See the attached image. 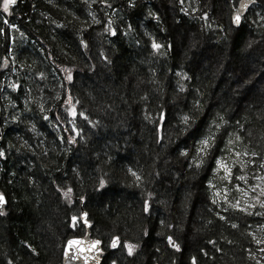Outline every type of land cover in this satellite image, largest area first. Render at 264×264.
<instances>
[{"label": "trees", "instance_id": "trees-1", "mask_svg": "<svg viewBox=\"0 0 264 264\" xmlns=\"http://www.w3.org/2000/svg\"><path fill=\"white\" fill-rule=\"evenodd\" d=\"M239 1L0 0V264L52 234L61 264L81 210L100 264H264V93L235 82L264 0Z\"/></svg>", "mask_w": 264, "mask_h": 264}, {"label": "rangeland", "instance_id": "rangeland-1", "mask_svg": "<svg viewBox=\"0 0 264 264\" xmlns=\"http://www.w3.org/2000/svg\"><path fill=\"white\" fill-rule=\"evenodd\" d=\"M233 27L234 25H231L230 28L233 29ZM194 35L195 33H190V36H188V40L190 41L192 39H195L197 36ZM260 47L258 49H253L252 51H250L251 53L248 54L246 59H243V63L241 62V65L237 67L238 71H235L238 75L235 76V82L237 86H239L240 88H244L243 92L245 94L249 90L253 92L264 93V42ZM192 55L194 62L193 64L196 66L200 65L199 62H208V60H212L215 57L212 51H210L209 49L206 50V48L202 45L195 46L192 49ZM203 57L205 60L203 59ZM220 194L221 192L218 191L217 195L219 196ZM7 212L8 211L3 212V214H8ZM47 244L53 249V253L52 256H50L52 257V260L46 259V262L48 263L50 261L49 264H56V254H60V248L58 247V236L56 234H52L50 237H48Z\"/></svg>", "mask_w": 264, "mask_h": 264}, {"label": "water", "instance_id": "water-1", "mask_svg": "<svg viewBox=\"0 0 264 264\" xmlns=\"http://www.w3.org/2000/svg\"><path fill=\"white\" fill-rule=\"evenodd\" d=\"M251 1L253 0H240L239 6L237 8V13L235 14V16L240 15ZM17 2L18 0H15L14 4H16ZM241 4L244 5L243 8H241ZM12 5H10V7ZM0 135H1V129H0ZM0 195H3L4 197V203L0 204V213H1L7 207V199L3 192H0ZM80 218L85 226L86 232L84 235L72 236L65 241L62 251L61 262L62 264H100L102 261V257L105 255V251L102 250L101 244H99L95 248L92 247V241H96L98 240V238L91 235V230H90L91 223L87 219V212L85 210H81ZM69 240H78L80 243L78 245L68 246ZM66 248H67V255H65Z\"/></svg>", "mask_w": 264, "mask_h": 264}, {"label": "snow or ice", "instance_id": "snow-or-ice-1", "mask_svg": "<svg viewBox=\"0 0 264 264\" xmlns=\"http://www.w3.org/2000/svg\"><path fill=\"white\" fill-rule=\"evenodd\" d=\"M15 3V0H3V5H2V7H3V12H5V13H7L8 11H9V6L10 5H12V4H14ZM244 7V5L243 4H241V8H243ZM239 21H240V16L239 15H236L235 17H234V22L235 23H239ZM4 24L5 25H8V21L7 20H4ZM11 27H15L14 25H12ZM4 31V29H0V32H3ZM160 47V45H157V44H153V48H159ZM68 80H71L72 79V77H71V74H70V72H69V75H68ZM67 103V102H66ZM69 115H71V116H75L76 115V113H75V111H74V109L73 110H69ZM80 115H83V113H81ZM47 118V117H46ZM85 119H87V117H85ZM185 120L187 121V117H185ZM217 127H219V125H217ZM209 139L210 138H205V139H203L202 141H200V147H198V149H197V151L198 152H203V151H205L208 147H209ZM182 155H187V153H181ZM0 155H2V153H0ZM217 164L220 166V167H225L222 163H221V161H217ZM197 167H199V164H197ZM227 170V169H226ZM133 175H135V173H133ZM239 179H244V177H239ZM102 184H103V182H101ZM69 191H71L70 189H69ZM261 193L262 194H264V189H261ZM2 203H4V197H3V195H0V204H2ZM214 203H215V201H214ZM260 204H261V207H264V201H262V202H260ZM148 210V207H147V203L145 204V211H147ZM86 215V214H85ZM222 219H223V217H221ZM75 217H73V220L75 221ZM233 227H236V225H233ZM169 241L171 242V237H169ZM117 242H118V238H113V240H112V246L113 247H116V245H117ZM80 242L78 241V240H69L68 241V246H72V245H78ZM101 242L99 241V240H96V241H92V247L93 248H95L96 246H98L99 244H100ZM125 247L128 249V251H129V254L131 255L132 254V250H133V245H130V244H125ZM65 255H67V248L65 249Z\"/></svg>", "mask_w": 264, "mask_h": 264}]
</instances>
